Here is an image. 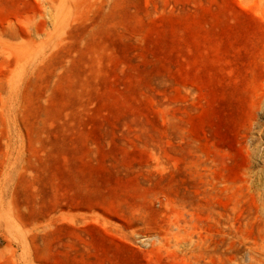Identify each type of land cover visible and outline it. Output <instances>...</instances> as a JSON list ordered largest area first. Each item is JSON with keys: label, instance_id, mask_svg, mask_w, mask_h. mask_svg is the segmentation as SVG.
<instances>
[{"label": "rangeland", "instance_id": "1", "mask_svg": "<svg viewBox=\"0 0 264 264\" xmlns=\"http://www.w3.org/2000/svg\"><path fill=\"white\" fill-rule=\"evenodd\" d=\"M0 264H264V0H0Z\"/></svg>", "mask_w": 264, "mask_h": 264}]
</instances>
